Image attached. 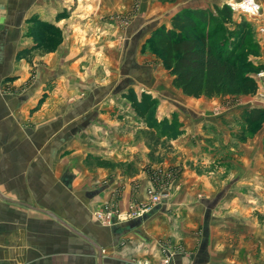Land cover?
I'll use <instances>...</instances> for the list:
<instances>
[{
	"label": "crops",
	"instance_id": "crops-1",
	"mask_svg": "<svg viewBox=\"0 0 264 264\" xmlns=\"http://www.w3.org/2000/svg\"><path fill=\"white\" fill-rule=\"evenodd\" d=\"M56 1L51 22L58 25L64 18L54 16L67 18L70 2ZM156 1L138 0L142 12L123 31H93L86 25L99 22L94 17L101 16L102 3L85 0L84 13L65 21L63 31L96 41L86 56L68 46L31 65L16 58L23 28L33 13H47L49 4L0 0V264H162L158 243L180 248L169 264H264V152L254 156L249 150L260 137L242 142L233 160L217 152L236 130L224 129L223 122H236L234 116L261 105L211 118L207 101L159 81V71L167 70L148 51L155 29L169 26L179 9L213 11L227 0L184 7L175 0L165 8ZM259 39L260 53L252 60L264 67V37ZM130 88L158 100L159 122L174 118L181 125L171 146L183 160L172 163L182 162L183 170L171 202L136 220L103 226L93 211L110 203L126 212L145 200L151 176L147 148L132 138L145 126L121 97ZM120 115L130 127L117 126ZM167 162L160 164L162 175ZM199 168L211 171L205 176ZM197 189L203 193L198 198Z\"/></svg>",
	"mask_w": 264,
	"mask_h": 264
},
{
	"label": "rangeland",
	"instance_id": "rangeland-1",
	"mask_svg": "<svg viewBox=\"0 0 264 264\" xmlns=\"http://www.w3.org/2000/svg\"><path fill=\"white\" fill-rule=\"evenodd\" d=\"M63 1V0H61ZM70 2V6L67 7L66 5V12H69V16L67 18H65L63 15H55L54 17H56L57 19L60 18H64L62 19V21H59L58 25L54 22H51V5L54 4V2L57 3L56 0H46V2L49 4L47 6V13L45 12V14L42 17H39L38 15H35L34 13L32 14L31 18H39L40 21L49 23L50 26H47L45 24L41 25L40 24H35L33 22V20L27 19L25 27L23 28V34L21 37V42L23 45V48H21V50L18 51L16 58L19 61L20 59H25L26 61H28L29 64H33V62L35 63V61H41V58H44L45 56H47L48 54H54L55 52H58V54L60 53V50L63 47V51L65 50V48H67L68 46L70 47H74L77 48V56H86L87 52L89 51L90 47L92 45H94L96 43V41H87L85 38L81 39L80 36L78 35L76 37V34H70L67 35L66 32L63 31V29H65L63 27V23L65 24V21H72L77 18L79 15H77L78 13H84L85 8H87L88 5L85 4V0H66ZM89 1V0H88ZM121 1L123 0H98L97 4L98 7L100 5L101 7V3H102V14L100 16V13L98 15H96L94 17V19H98V23H94L93 21L90 22L92 26H87V28L89 29H93V31H101L104 27V30H111V29H117L120 31H123L128 25H130L136 18H138L142 12V8L138 2V0H135L132 5L128 4L129 6L126 7L125 5L123 6L121 3ZM158 1V2H157ZM157 4H159L160 6H163V8H165L166 2H171V1H175V0H157ZM177 1V0H176ZM183 2V7L184 6H188L190 4H197V3H206L209 4L211 1L214 0H179ZM242 0H227L225 3H223V5H230V3L235 2V3H239ZM60 2V0L58 1ZM127 2V0H126ZM228 3V4H227ZM257 3L259 4V6L261 7V12L260 14H263V4L261 2V0H257ZM58 4V3H57ZM126 4V3H125ZM123 6V7H122ZM215 6V4L213 5V7ZM230 8V6H228ZM91 10L95 9L92 7H88ZM185 8H193V7H185ZM231 9V8H230ZM181 10V9H179ZM178 10V11H179ZM58 11H62V7L59 4V10ZM98 11L99 8H98ZM177 11V12H178ZM231 11L233 12L234 15V20H238L240 21L241 19H247L250 22H252L254 24V29L253 32L247 31L246 35L247 38L245 40V45L242 44V46H239V44H236V54L239 53H243L245 54L244 59H242V61H247V59H252V57H257L260 53V47L257 49V47H255L254 45V41L256 40L259 44V35L264 37V25L262 24V22L260 23L261 19H262V15L259 18H251L249 15L245 16L244 14L240 13L239 11H233L231 9ZM93 13V12H90ZM214 13V10H213ZM35 15V16H34ZM94 15V14H93ZM93 16L90 17L89 20H91ZM85 16H82V19H84ZM223 20V19H222ZM51 23H53L58 29H52L51 30ZM171 23V20L170 22ZM61 24V26H60ZM170 25V24H169ZM225 29L218 34V36L222 37L224 35V33L229 34V39L230 41L234 40L233 36H238L240 37V35L242 34V31L236 29V26L233 23H229V22H225ZM110 33V32H109ZM90 40V39H89ZM235 40H238V42L240 43V39L238 37H235ZM24 41V43H23ZM250 46H254V47H250ZM148 51L151 52V57H153L152 61L153 63H159V59L157 54L152 50V48L148 49ZM21 53H23L22 55H20ZM79 54V55H78ZM251 55V58H250ZM85 61H83L84 63ZM82 67H84V64L82 65ZM264 68V67H263ZM247 70H243V72L245 73ZM87 72V71H86ZM86 72L84 73V76L86 75ZM35 74V67L33 72L31 73L33 78ZM254 76L256 77V79L259 82V86H260V90L258 91V93L256 94V96H241V97H232V96H215V97H206V96H201V99H204L205 101H207L206 103H209L207 105H211L212 107V114H210L211 118L214 117H219L221 118L222 116L228 115L230 113H235L234 111L239 110V108L241 107H246L248 105L252 106V104L256 103L261 106H259L260 108H264V70H260L259 72H254ZM157 77L159 79V81L162 83L163 81H168L169 86L172 89H175L177 91H179V89L175 88L172 85V79L173 77L169 74V72L167 71H163L160 70L159 73L157 74ZM35 79V78H34ZM32 80V79H31ZM30 80V81H31ZM138 93H140L138 91ZM186 96V95H185ZM123 98L124 103H126L127 109L132 112L133 117L141 122L142 120H140L135 112L133 111L132 107H131V103L129 100L125 99L123 96H121ZM254 97V98H252ZM257 97V98H255ZM196 99V98H195ZM190 100V99H189ZM159 103V102H158ZM157 103V105H158ZM198 107H202L203 104H200L198 102ZM249 106V107H250ZM251 108H256V107H251ZM250 108V109H251ZM157 109V106H156ZM242 110V109H241ZM240 111V110H239ZM122 116L121 118H118V121H120L117 126H120V129H125L126 127H130L126 116L124 115H120ZM244 114H240L238 116H234L235 121L233 123H226L223 122L224 125V129H236V130H232V134H231V142L229 143L228 147H224V149H221L220 151H217L218 153H221V158L223 157L222 160L224 161H229V160H233L235 157H239L240 156V151H241V144L242 142L246 143V140L251 141L253 139H256L257 137H260V141H259V145L257 148L249 147L250 151H254V156L256 155L257 151L260 152H264V119H262L261 121L257 122V123H249L246 118H244ZM177 119V118H176ZM174 118L171 120L173 121ZM177 121V120H176ZM181 126V125H180ZM201 129H210L209 126H207V128L205 126H202ZM152 133V132H151ZM146 128L145 130H137L134 133V137L132 136V138H134V141H139L142 142V144L147 148V154L146 157L147 159H149V163L148 165L151 167L150 173L151 176L149 178V183L145 189V200L144 201H140V202H133L130 206L131 209H135L137 207H140L141 204L143 203H148L149 201V189H154V190H160V191H165L167 193V199L163 200L164 201H172L173 199V191L174 189L177 187V182L178 180V173L179 170H183V166H182V157L178 154V151L175 150L172 146H171V142L172 139H169L168 137H166L165 135L163 136H157V134L152 133L151 134ZM164 136L166 137V139H164ZM175 140V139H174ZM263 147V148H262ZM227 148V149H225ZM251 148H254L253 150ZM219 158V159H221ZM168 161L170 165H167V167L164 168V172L163 175L160 172L161 171V163ZM182 161L181 162V166L179 167L177 163L178 161ZM167 162V163H168ZM175 162V163H172ZM136 167V166H135ZM233 170H231V172H235V167H232ZM201 170H205L202 168H199ZM211 170L206 169L205 171H200V173H204L205 176H207L208 173H210ZM184 172H189V171H184ZM196 172V171H195ZM197 173V172H196ZM197 173V174H200ZM183 175V174H182ZM181 175V176H182ZM186 177V176H184ZM177 181V182H176ZM151 184H153V188L151 186ZM188 184V183H187ZM199 183L196 181L195 182V187L198 185ZM200 185V184H199ZM198 190V189H197ZM194 190L196 197H201V195H203V193H201L200 190ZM155 205H153L151 207V209L154 207ZM103 208V207H102ZM101 208V209H102ZM115 206H113V204L110 203H105L104 204V212H107L109 210H114ZM150 209V210H151ZM100 210V209H99ZM148 210V211H150ZM97 211V210H95ZM95 211H93V217L95 214ZM128 211V209H127ZM129 213V212H128ZM148 213V212H146ZM125 215V214H123ZM143 217V215L141 216ZM140 218V217H138ZM138 218H134L135 220ZM95 220H97L94 217ZM133 218H131L130 220H132ZM129 220V219H127ZM126 220V221H127ZM98 221V220H97ZM125 221V220H123ZM98 223H100L98 221ZM118 223H121L120 221ZM101 225H103L102 223H100ZM103 226H107V225H103ZM170 245H167V250L169 251L170 255L174 254V251H179L180 248H173ZM158 250L159 252L163 255V260L161 261L162 264L163 263L165 257L167 256L164 252L165 250V245L162 243H158ZM169 264V263H168Z\"/></svg>",
	"mask_w": 264,
	"mask_h": 264
},
{
	"label": "trees",
	"instance_id": "trees-1",
	"mask_svg": "<svg viewBox=\"0 0 264 264\" xmlns=\"http://www.w3.org/2000/svg\"><path fill=\"white\" fill-rule=\"evenodd\" d=\"M213 9L214 13L208 8L179 10L172 16L169 26L163 24L155 29L149 47L173 77L172 85L184 95L193 98L254 96L260 88L254 72L264 68L252 59L242 61L245 54H236V44L245 45L247 31L253 32L255 26L245 18L234 20L233 12L227 5H215ZM31 19L35 24L50 26L39 18ZM225 22L233 23L236 29L242 31L240 37L233 36L234 40L230 41L229 34L218 36L225 29ZM52 29L58 28L51 23ZM235 37L241 40L240 43ZM254 45L259 48L256 40ZM243 70L247 71L244 73ZM122 96L130 101L136 116L150 133L165 135L172 140L182 134L176 120H157L156 98L144 92L137 95L132 88ZM243 114L250 124L257 123L264 119V108L247 109Z\"/></svg>",
	"mask_w": 264,
	"mask_h": 264
},
{
	"label": "built area",
	"instance_id": "built-area-1",
	"mask_svg": "<svg viewBox=\"0 0 264 264\" xmlns=\"http://www.w3.org/2000/svg\"><path fill=\"white\" fill-rule=\"evenodd\" d=\"M228 6H230V8L233 11H239L245 16L249 15L251 18H259L262 15L260 14L261 7L257 3V0H242L239 3L232 2L230 3V5L228 4ZM148 196H149L148 203L147 202L143 203L140 205V207H137L134 210L130 208L131 206H129L128 211L124 213L118 212L116 209L104 212V206H103L102 209L95 211L94 217L103 225L109 226L112 225L113 223L115 224V222L118 223L119 221L121 222L123 220L131 219V218L133 219L138 218L141 217L142 215L144 216V214L148 212V210H150L153 205H158L163 200L167 199V193L165 191L154 190V189H149ZM164 252L167 256L165 257L163 263L168 264L169 257L171 255L167 250V247H165Z\"/></svg>",
	"mask_w": 264,
	"mask_h": 264
},
{
	"label": "bare ground",
	"instance_id": "bare-ground-1",
	"mask_svg": "<svg viewBox=\"0 0 264 264\" xmlns=\"http://www.w3.org/2000/svg\"><path fill=\"white\" fill-rule=\"evenodd\" d=\"M122 222V221H121ZM116 223V222H115ZM114 224V223H113ZM110 226V225H109Z\"/></svg>",
	"mask_w": 264,
	"mask_h": 264
}]
</instances>
